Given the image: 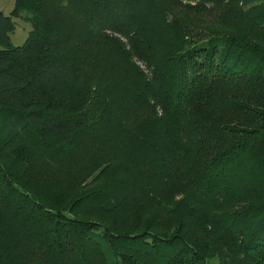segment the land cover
I'll return each mask as SVG.
<instances>
[{
  "label": "trees",
  "instance_id": "16d2710c",
  "mask_svg": "<svg viewBox=\"0 0 264 264\" xmlns=\"http://www.w3.org/2000/svg\"><path fill=\"white\" fill-rule=\"evenodd\" d=\"M13 7L0 264H264V0Z\"/></svg>",
  "mask_w": 264,
  "mask_h": 264
},
{
  "label": "rangeland",
  "instance_id": "374dc122",
  "mask_svg": "<svg viewBox=\"0 0 264 264\" xmlns=\"http://www.w3.org/2000/svg\"><path fill=\"white\" fill-rule=\"evenodd\" d=\"M24 13V12H23ZM14 20L16 22L14 33H11V43L13 45L16 44H23L28 36V31L31 28V24L29 21H25L22 18H19V16H14ZM122 42H126L121 36L119 37ZM115 56L116 55H108V62L114 63L115 62ZM133 62H135V65L138 66L140 69L144 70L145 65L142 61L138 60L135 56H132ZM99 68V67H98ZM97 69V68H96Z\"/></svg>",
  "mask_w": 264,
  "mask_h": 264
},
{
  "label": "crops",
  "instance_id": "0c3cea01",
  "mask_svg": "<svg viewBox=\"0 0 264 264\" xmlns=\"http://www.w3.org/2000/svg\"><path fill=\"white\" fill-rule=\"evenodd\" d=\"M15 0H0V12L3 11L6 14L9 13L14 5Z\"/></svg>",
  "mask_w": 264,
  "mask_h": 264
}]
</instances>
